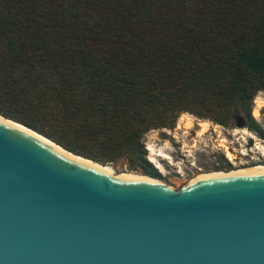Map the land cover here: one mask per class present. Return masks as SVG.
Segmentation results:
<instances>
[{
  "label": "trees",
  "instance_id": "obj_1",
  "mask_svg": "<svg viewBox=\"0 0 264 264\" xmlns=\"http://www.w3.org/2000/svg\"><path fill=\"white\" fill-rule=\"evenodd\" d=\"M264 0H0V114L153 177L142 137L192 113L243 125L264 89ZM230 166V164H228Z\"/></svg>",
  "mask_w": 264,
  "mask_h": 264
},
{
  "label": "water",
  "instance_id": "obj_2",
  "mask_svg": "<svg viewBox=\"0 0 264 264\" xmlns=\"http://www.w3.org/2000/svg\"><path fill=\"white\" fill-rule=\"evenodd\" d=\"M100 165L0 114V264H264V165L178 189Z\"/></svg>",
  "mask_w": 264,
  "mask_h": 264
},
{
  "label": "rangeland",
  "instance_id": "obj_3",
  "mask_svg": "<svg viewBox=\"0 0 264 264\" xmlns=\"http://www.w3.org/2000/svg\"><path fill=\"white\" fill-rule=\"evenodd\" d=\"M257 102L264 103V89L257 92L251 108V116L264 130V104L259 108L257 117L252 114ZM232 113L238 115L240 119L231 117L225 126L208 119L211 127L202 136L197 135L199 129L197 125L177 129L178 123H183L188 118L194 122L203 120L188 112L180 114L172 128H152L146 132L142 137L145 142H142L146 150L145 156L160 173L159 178L178 189L200 172L226 171L234 166L264 163V140L243 125L245 118L240 109H236ZM215 126H217L216 130L214 129ZM233 130L237 134L234 135ZM221 138H224L225 141L221 142ZM219 143L225 144L228 150L235 155L233 160L225 156L223 147ZM258 144L262 146L260 147ZM145 146H148V149L151 150L150 159L148 158V149ZM259 152H262V154ZM153 163L159 167H156ZM108 166L117 173L131 172L150 176L139 167H130V161L126 157H122L115 162H108Z\"/></svg>",
  "mask_w": 264,
  "mask_h": 264
},
{
  "label": "bare ground",
  "instance_id": "obj_4",
  "mask_svg": "<svg viewBox=\"0 0 264 264\" xmlns=\"http://www.w3.org/2000/svg\"><path fill=\"white\" fill-rule=\"evenodd\" d=\"M262 104L264 103H261V102H257L256 105L254 106L253 108V111H252V114L254 117H257L259 115V108L262 106ZM193 125H197L199 127L198 131H197V135L198 136H202L205 132H207L210 127H211V123L209 120L207 119H203V120H200V121H197V122H194L192 119L188 118L186 119L183 123H178L177 125V129L178 128H189ZM217 126L214 127V129L216 130ZM246 131V130H244ZM235 134H237L234 130L232 131ZM235 139V138H234ZM221 142H224L225 139L224 138H221L220 139ZM256 141V140H255ZM259 143V142H258ZM220 146L223 147V150H224V153H225V156L228 157L229 159L233 160V158L235 157V155L230 151L228 150V147L223 144V143H219ZM259 145V144H258ZM257 145V146H258ZM260 146V145H259ZM262 146V145H261ZM260 146V147H261ZM257 148V147H256ZM263 152V151H262ZM260 153V152H259ZM148 158L150 159L151 158V150H150V154L148 155ZM235 162V161H234ZM241 163V162H240ZM99 165V164H98ZM156 165V164H154ZM260 165H264V163H255L253 165H248V166H234L233 168H230L229 170H226V171H220V170H214V171H209V172H200L198 173L196 176H194L193 178L196 179V177L198 175H200L201 173H212V172H230V171H235V170H239V169H242V168H252V167H256V166H260ZM102 166L103 168L109 170L110 172L114 173V174H125L124 172L122 173H117L114 169H112L110 166L108 165H100ZM156 167H159L156 165ZM136 172V171H135ZM130 174H134V175H138V176H145V177H151L153 179H156V180H159L161 182H164V183H167L169 184L167 181L159 178V177H153V176H148V175H143V174H140V173H131ZM171 185V184H169ZM172 186V185H171Z\"/></svg>",
  "mask_w": 264,
  "mask_h": 264
},
{
  "label": "built area",
  "instance_id": "obj_5",
  "mask_svg": "<svg viewBox=\"0 0 264 264\" xmlns=\"http://www.w3.org/2000/svg\"><path fill=\"white\" fill-rule=\"evenodd\" d=\"M150 131V130H149ZM145 135V134H144ZM143 139V138H142ZM261 139V138H260ZM264 140V139H262ZM143 143H145L143 140H142ZM147 149H148V146H145ZM262 154V152H260ZM150 154V150L148 149V155ZM154 164V163H153Z\"/></svg>",
  "mask_w": 264,
  "mask_h": 264
}]
</instances>
